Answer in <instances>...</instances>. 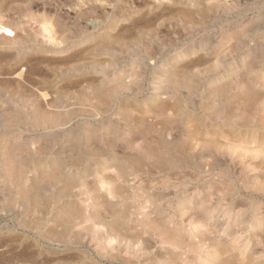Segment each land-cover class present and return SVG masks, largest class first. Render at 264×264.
Returning <instances> with one entry per match:
<instances>
[{
    "label": "rangeland",
    "instance_id": "rangeland-1",
    "mask_svg": "<svg viewBox=\"0 0 264 264\" xmlns=\"http://www.w3.org/2000/svg\"><path fill=\"white\" fill-rule=\"evenodd\" d=\"M9 1L0 21L33 16L45 70L34 90L7 79L0 93V264H264V0ZM139 30V46L96 50L101 35ZM185 67L193 89L167 83ZM101 84L116 91L107 104ZM40 101L56 128L34 125ZM217 138L221 151L203 149ZM184 155L192 165L169 166ZM34 184L41 207L19 192ZM49 229H71L73 244Z\"/></svg>",
    "mask_w": 264,
    "mask_h": 264
},
{
    "label": "bare ground",
    "instance_id": "bare-ground-1",
    "mask_svg": "<svg viewBox=\"0 0 264 264\" xmlns=\"http://www.w3.org/2000/svg\"><path fill=\"white\" fill-rule=\"evenodd\" d=\"M14 2V0L12 1ZM11 2L9 1L8 3V0H2V3L0 4V15H4V12L5 11H14L16 9V6L17 5H14V4H10ZM123 6V5H121ZM227 7V6H226ZM120 8V7H119ZM23 7L21 6V9L22 10ZM125 8H123V11H124ZM19 10V11H20ZM24 10V9H23ZM129 10V9H128ZM187 10V9H186ZM189 10V9H188ZM193 10V9H191ZM213 9L209 7L207 9H204L203 10H200L201 11V15L204 19H207L210 14H211V11ZM18 11V9H17ZM27 11V10H25ZM197 12V13H200ZM22 12V11H20ZM195 14L196 12L193 11ZM214 13V12H213ZM7 14V12H6ZM79 14V13H78ZM82 14V13H80ZM85 14V13H84ZM181 15V16H184V17H191V15L187 12H185L184 10L183 11H180L178 13V16ZM200 15V16H201ZM8 16V14H7ZM83 16V15H82ZM213 16V15H212ZM177 17V16H176ZM175 17V18H176ZM33 18L32 17H27V18H21V17H17L15 19H12L11 21L7 22V23H3L0 21V93L3 92V91H6L8 89V87H10V84H8L6 82V80L8 79V81L10 83H12L13 85H15L17 88H22L24 86L27 87V89H33L34 88L32 86H36L38 84V82L40 81H37L36 77L37 76H42V72L41 70L39 71V68L42 67L40 65H38V56L35 57L36 54H38L41 50V48L39 47V44H38V40L36 37H33L31 34H29L27 32V23L30 22V20ZM212 18V17H211ZM211 20V19H210ZM33 23V22H32ZM195 23H198L196 22L195 20ZM32 25V24H31ZM129 30V29H128ZM131 30V29H130ZM120 31V30H119ZM119 31H117L116 33L117 34H121ZM123 31V30H122ZM121 31V32H122ZM124 31L126 32V34L128 33L127 32V29H124ZM123 31V32H124ZM134 31V30H133ZM119 32V33H118ZM122 32V33H123ZM124 32V33H125ZM34 33V32H33ZM113 36H115V34ZM124 33L120 36H116L115 38H109V37H105L103 35L99 36L98 37V40L96 41V44H95V47H96V50H99V52H111L113 47L118 45L120 46L121 48L123 49H126V50H129L130 48H132V46H139L140 43L143 42V37H144V34L141 30L137 31L134 35L133 34H130L132 36V38H129L131 36H127V35H124ZM34 34H37V33H34ZM116 34V35H117ZM151 33H149L150 35ZM129 35V34H128ZM153 35V34H152ZM151 35V36H152ZM112 36V35H111ZM147 36V34H146ZM155 36V34H154ZM94 46V45H93ZM6 48H10L13 50V52L10 54V56L12 57H9L7 56V53H6ZM116 48V47H115ZM45 53V52H44ZM78 54V53H77ZM74 55V54H73ZM76 55V54H75ZM7 58H10V59H14L16 62H15V65L16 67H8L6 66L5 64H3L4 61H7L8 59ZM41 59H43V56H41ZM41 59H39L41 61ZM46 62V60H43ZM49 61V60H47ZM42 62V61H41ZM28 63V65H26ZM43 63V62H42ZM93 63H97L96 61H94ZM24 65V66H23ZM25 65L27 66L26 68V71H28L26 73V71L23 73V71H19L20 70H23L21 69V67L23 66L25 68ZM22 67V68H23ZM178 67V66H177ZM176 67V68H177ZM181 67H184V66H181ZM186 68V67H185ZM41 69V68H40ZM42 69L45 70V68L42 67ZM189 69V68H188ZM187 71V68L186 69H179V70H175V71H172L170 73V75H168V80H167V83H177L183 87H187L189 89H193L194 86L191 84V82L189 80L186 79V77L184 75H180L182 72L183 73H188L185 72ZM36 72H41L40 75L38 73V75L36 74ZM192 72V71H191ZM190 72V73H191ZM163 75H164V70L162 71ZM190 73L188 75H190ZM45 74H48V73H44V77L46 76ZM52 74V73H50ZM50 74H48L50 76ZM195 74V73H194ZM35 75H37L35 77ZM47 75V76H48ZM191 76V75H190ZM7 77V78H5ZM52 78L51 76L49 77V79ZM5 81H4V80ZM43 80V79H42ZM41 83V82H40ZM121 83V82H120ZM28 86H30V88H28ZM94 91L93 93L95 94V97L94 99L96 98L97 101L101 102L102 104L103 103H109L111 101H113L115 95H116V91L115 90H111L109 91H106L104 89H102V84L101 85H95L94 87ZM26 89V88H25ZM30 89V90H31ZM63 90V89H62ZM64 91V90H63ZM244 91V90H243ZM242 91V92H243ZM26 92V91H25ZM62 92V91H61ZM66 92V91H65ZM38 93V92H37ZM40 93V92H39ZM69 93V92H68ZM11 94H15V92H11ZM67 94V92H66ZM70 94V93H69ZM68 94V95H69ZM91 94V93H90ZM136 95V94H135ZM27 96V95H26ZM86 96V94H85ZM85 96H81V97H84L88 99L89 97V94H87L88 97H85ZM157 96L158 95H155V96H149L146 101H145V105L146 106H149V105H153L154 103L157 102ZM28 97V96H27ZM42 97V96H41ZM10 98V97H9ZM16 98V97H15ZM24 98V97H23ZM26 98V97H25ZM24 98V99H25ZM90 98H92L90 96ZM89 98V99H90ZM20 99V97H19ZM28 99V98H27ZM26 99V100H27ZM86 99V100H87ZM24 101V100H23ZM42 101H43V97H42ZM254 101V100H253ZM45 102V101H44ZM98 102V103H99ZM53 103V102H52ZM68 103V102H67ZM162 103V102H161ZM36 104V103H35ZM46 104V103H45ZM47 105H48V102H47ZM50 105H54V104H50ZM46 105L43 104V102L40 101V103L38 102L36 105H35V109L34 111H32L33 113V116L34 117L33 119V122H34V125L36 127H40V126H53L54 125H57V123H59V115L56 114V113H53V111H48L50 109H48ZM163 106H165L163 104ZM50 108V107H49ZM163 109V108H162ZM14 111V110H13ZM14 113V112H13ZM15 113L16 115L18 116L17 119L21 120L23 118H25L26 116V113L25 111L20 108V107H16L15 108ZM14 113V114H15ZM29 116V115H28ZM246 118V117H245ZM243 119V118H242ZM244 120V119H243ZM11 121V120H10ZM15 123V121H13ZM12 123L11 121V124H14ZM10 124V122H9ZM245 124L249 125V126H255V124H252L250 122L249 119H245ZM32 125V124H31ZM257 127L258 128H264V122H263V119H260L259 122L256 123ZM247 127V126H246ZM19 128V127H18ZM56 128V127H54ZM59 128V127H58ZM64 129V128H63ZM212 129H216V128H212ZM62 130V129H61ZM46 131V130H45ZM55 132V131H54ZM209 132V131H208ZM234 132V131H232ZM233 135V134H232ZM264 141H262V145L264 144L263 143ZM220 140L217 138V139H211V140H208L207 142L204 143V148L203 149H207V150H210V151H221L222 149V144H220ZM245 148V147H244ZM145 149V148H144ZM147 151V150H146ZM185 151H187V149H185ZM85 152V151H84ZM86 153V152H85ZM148 154H152L154 157H159L156 153L154 152H151V151H147ZM99 156V154H98ZM193 157V156H192ZM9 159V157H8ZM127 160H129L128 158H126ZM130 162L133 163V167H137L139 168L140 165V160L137 159V158H130L129 160ZM191 163V158L188 156V155H184L183 158H179L177 160H175V157H170V159H168V163L169 166L171 165V167H173L172 169H177L179 168L180 166L182 165H188V163ZM162 163V162H161ZM124 164V163H123ZM125 165V164H124ZM156 165V164H155ZM163 165V164H161ZM192 165V163H191ZM12 166H14L12 164ZM10 166V167H12ZM158 166V165H157ZM189 166V165H188ZM160 167V166H158ZM163 167V166H161ZM183 167V166H182ZM197 167V166H196ZM14 168V167H13ZM12 168V169H13ZM18 168V167H17ZM187 168V167H185ZM194 168V167H193ZM120 174L121 175H125V168L123 167V165H120ZM61 170V169H60ZM199 170V169H198ZM122 171V172H121ZM202 171V170H201ZM96 174V173H95ZM98 174V173H97ZM13 176V175H12ZM99 176V174H98ZM77 177V176H76ZM73 178V177H72ZM81 178V176H80ZM17 179V178H16ZM59 179V178H58ZM18 180V179H17ZM14 181V180H13ZM16 181V180H15ZM31 181V180H30ZM18 184H21L22 183V179L21 180H18L17 181ZM36 184V183H35ZM31 185L29 186L28 188H22L19 192H21V195L24 196V201L25 203H34L36 206H39L41 207L42 204H43V200H45V198L43 196H41V194L38 192V187L36 185ZM220 189V186L217 185ZM226 188V187H225ZM231 188V187H230ZM229 189V188H228ZM113 191V190H112ZM112 193V192H111ZM48 198V196H46V199ZM23 201V200H22ZM97 204V202H96ZM44 206V205H43ZM96 207V206H95ZM203 207V206H202ZM54 212V211H53ZM120 216V215H119ZM121 219V218H120ZM117 221H113L112 222V225L113 226H117L118 223H116ZM44 223V222H43ZM152 225V229L154 231H158V232H161L163 234H165L164 232L166 231L165 229H160L159 225H155V224H151ZM71 229H65L64 233H59L57 231H55L54 229H49L47 230V232H45V235L44 237L46 239H48L50 242L52 243H63L64 245L66 246H70L71 244H73V240L70 239L69 237V231ZM11 238V237H10ZM12 239V238H11ZM14 239V238H13ZM9 240V239H8ZM28 245L30 246L31 244L27 243V246Z\"/></svg>",
    "mask_w": 264,
    "mask_h": 264
}]
</instances>
